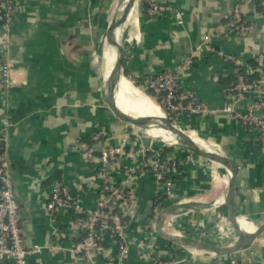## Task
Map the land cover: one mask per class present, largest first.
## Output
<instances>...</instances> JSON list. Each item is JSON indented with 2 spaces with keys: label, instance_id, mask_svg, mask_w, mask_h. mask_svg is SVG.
Here are the masks:
<instances>
[{
  "label": "crops",
  "instance_id": "crops-1",
  "mask_svg": "<svg viewBox=\"0 0 264 264\" xmlns=\"http://www.w3.org/2000/svg\"><path fill=\"white\" fill-rule=\"evenodd\" d=\"M14 1L10 50L0 51V79L2 67H11L9 81L0 80V154L10 162L25 244L43 247L29 257V264H118V249L110 238L92 261L76 255L73 247L84 236L80 214L74 209L47 210L59 183L68 186L84 208H95L102 192L99 165L86 158L84 149L98 132L109 136L100 147L128 139L120 167L112 174L118 184L127 182L133 194L130 253L123 264L161 259L230 264L232 258L239 264H264V140L258 129L225 111L232 106L246 112L257 101V91L237 102L231 90L239 76L256 82L264 71V9L259 0H162L169 8L159 16L150 15L146 2L139 0L119 40L125 52L122 77L156 102L165 117L146 85L164 72L176 74L182 90L212 111L207 116L184 113L177 121L238 168V225L245 220L253 229L247 234L259 237L237 243L225 221L230 171L206 156L130 128L109 106L107 77L120 49L110 46L109 36L125 0ZM237 5L245 21L255 26L253 33L229 27ZM260 114L264 117V111ZM146 148L161 154L164 148L172 149L170 159L192 155L181 166L173 198L164 194L151 169H137ZM158 198L161 213L153 226ZM201 230L210 236L200 238ZM209 248L227 253L214 254ZM1 264L13 262L5 259Z\"/></svg>",
  "mask_w": 264,
  "mask_h": 264
},
{
  "label": "built area",
  "instance_id": "built-area-1",
  "mask_svg": "<svg viewBox=\"0 0 264 264\" xmlns=\"http://www.w3.org/2000/svg\"><path fill=\"white\" fill-rule=\"evenodd\" d=\"M148 6L150 15L159 16L168 10V6L162 0H144ZM264 9V0H259ZM17 6L14 0H0V51L8 53L11 46L12 27L14 24ZM181 19V16L178 15ZM229 27L240 34H251L255 31L252 23L245 21L241 6H235ZM10 64L2 67L3 82H8L11 73ZM146 85L151 89L157 100L165 110L166 118L171 122L177 121L181 114L188 113L194 116H207L212 113L210 108L199 102L193 95L182 90L179 78L173 72L161 73L146 81ZM257 91V101L249 106L246 112H238L232 106L225 109L229 114H233L245 126L256 128L260 131L264 140V117L260 114L264 111V71L256 82H248L244 76H239L237 84L232 88L231 95L240 102L247 99V95ZM129 136V135H127ZM109 140V136L104 132H98L93 138V144L87 145L84 155L91 162L97 163V178L102 183L100 198L93 209L84 208L70 192L68 186L56 184L47 210L52 213L60 212L64 209H74L80 216V227L83 230V238L73 247V252L92 261L103 250L104 244L110 238L118 249V264L128 258L130 253V237L128 228L130 226L129 207L133 201V194L127 188V182L118 184L113 177V172L120 167L121 155L124 154L128 139H121V143L100 147V141ZM151 151V153H150ZM96 154H99L97 159ZM192 155H187L186 160H190ZM185 159L163 158L162 154L153 148L144 150L141 165L137 169L149 168L156 179L162 184L163 192L168 198L174 197L175 180L174 177L180 174L181 166ZM161 208L159 198L154 203L150 222L153 226L160 218ZM21 212L15 191L14 178L10 169V162L6 154H0V264L5 257L13 264H29V257L40 253L42 246L35 245L27 247L22 235ZM200 238H207L210 232L201 230ZM155 264H188L186 260L161 259ZM230 264H239L232 258Z\"/></svg>",
  "mask_w": 264,
  "mask_h": 264
},
{
  "label": "water",
  "instance_id": "water-1",
  "mask_svg": "<svg viewBox=\"0 0 264 264\" xmlns=\"http://www.w3.org/2000/svg\"><path fill=\"white\" fill-rule=\"evenodd\" d=\"M139 0H129L128 6L126 8L123 17L118 25L117 31L113 33L109 40L110 46L115 48H122L120 45V37L122 35V30L124 24L128 21L130 15L133 13L136 5L138 4ZM125 56V52L123 51V56L120 60V69L122 67V61ZM108 103L110 108L114 111V113L126 124L130 126V128L137 130L138 132L145 134L154 140L160 141L166 145H176L181 146L191 152L196 154H200L214 160L215 162H219L223 164L229 171L232 176V183L230 186V190L226 199V206L228 207V216H226V226H227V233L231 236V238L237 243L241 240L245 242H253L259 237L258 234H243L240 230L237 220L236 208H235V194L237 191V179H238V168L237 166L226 156L221 154L217 149L213 146L205 143L201 139L197 138L198 141L205 147L198 144L193 137L186 133L184 130L177 128L169 119L165 117L164 122L167 126V129L173 133V137L169 140L162 136H156L155 134L151 133L152 127L156 124L152 123L151 121H142L134 116H131L124 112L117 104L116 101V92H115V84L113 81V74L109 75L108 79ZM148 120V118H146ZM3 146V142L0 140V152L2 151L1 147ZM210 249V252L214 254H223L227 253L222 249ZM5 259H7L5 257Z\"/></svg>",
  "mask_w": 264,
  "mask_h": 264
},
{
  "label": "bare ground",
  "instance_id": "bare-ground-1",
  "mask_svg": "<svg viewBox=\"0 0 264 264\" xmlns=\"http://www.w3.org/2000/svg\"><path fill=\"white\" fill-rule=\"evenodd\" d=\"M128 2L129 0L124 1V4L121 9V16L118 17V19L112 25L109 37H111L113 33L117 31L121 18L123 17V14L125 13L126 8L128 6ZM122 56L123 51L122 48H120L117 53V60L115 58L116 62L113 61L114 65L112 70L113 81L117 90L116 96L118 106L127 114H134L136 118L142 121H151L152 123L156 124L151 128V133L155 134L156 136L165 137L169 140L174 135L171 131L167 129V126L164 122L165 116L161 108L158 106V104H156V102H154L151 98H148L143 92H141L140 89L135 88L130 81L122 77L119 65ZM146 118H148V120ZM191 136L198 144L203 146L194 135ZM240 230L243 234H246L247 232H252L253 229L250 224L247 225L245 224V220H242L240 221Z\"/></svg>",
  "mask_w": 264,
  "mask_h": 264
},
{
  "label": "trees",
  "instance_id": "trees-1",
  "mask_svg": "<svg viewBox=\"0 0 264 264\" xmlns=\"http://www.w3.org/2000/svg\"><path fill=\"white\" fill-rule=\"evenodd\" d=\"M146 6H147V4H146ZM147 9H148V6H147ZM245 79L248 81V82H252L254 79H253V77H251V76H245ZM237 80H238V78H237ZM236 83H237V81H236ZM235 83V84H236ZM234 84V85H235ZM233 85V86H234ZM152 94L155 96V94L152 92ZM156 97V96H155ZM180 117L181 116H179L178 117V119H180ZM173 152V150L172 149H169V148H164L163 149V154H162V157L163 158H169L168 156L171 154ZM184 158V157H183ZM180 173H181V169H180ZM180 175V174H179ZM179 175H176L175 177H174V180L176 181V179L178 178V176Z\"/></svg>",
  "mask_w": 264,
  "mask_h": 264
},
{
  "label": "rangeland",
  "instance_id": "rangeland-1",
  "mask_svg": "<svg viewBox=\"0 0 264 264\" xmlns=\"http://www.w3.org/2000/svg\"><path fill=\"white\" fill-rule=\"evenodd\" d=\"M166 113V112H165ZM176 127H178V128H181V126H179V124H178V121H173L172 122ZM182 130H185L184 128H181Z\"/></svg>",
  "mask_w": 264,
  "mask_h": 264
}]
</instances>
